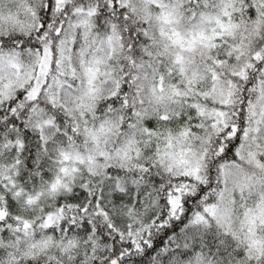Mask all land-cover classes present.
I'll return each mask as SVG.
<instances>
[{"label":"snow or ice","instance_id":"6c2138e0","mask_svg":"<svg viewBox=\"0 0 264 264\" xmlns=\"http://www.w3.org/2000/svg\"><path fill=\"white\" fill-rule=\"evenodd\" d=\"M0 264H264V0H0Z\"/></svg>","mask_w":264,"mask_h":264}]
</instances>
